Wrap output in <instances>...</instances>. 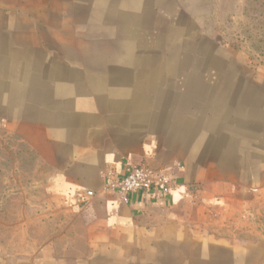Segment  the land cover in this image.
Instances as JSON below:
<instances>
[{"label":"crops","instance_id":"crops-1","mask_svg":"<svg viewBox=\"0 0 264 264\" xmlns=\"http://www.w3.org/2000/svg\"><path fill=\"white\" fill-rule=\"evenodd\" d=\"M189 20L177 0H0V129L45 166L49 211L0 264H264L219 219L264 188V77ZM127 163L176 187L124 201L104 172Z\"/></svg>","mask_w":264,"mask_h":264},{"label":"rangeland","instance_id":"rangeland-1","mask_svg":"<svg viewBox=\"0 0 264 264\" xmlns=\"http://www.w3.org/2000/svg\"><path fill=\"white\" fill-rule=\"evenodd\" d=\"M177 1L186 19L236 60L234 71L264 77V0ZM46 176L37 155L0 129V246L7 253L32 254L46 234ZM219 219L222 231L241 241L264 238V188L239 195Z\"/></svg>","mask_w":264,"mask_h":264},{"label":"built area","instance_id":"built-area-1","mask_svg":"<svg viewBox=\"0 0 264 264\" xmlns=\"http://www.w3.org/2000/svg\"><path fill=\"white\" fill-rule=\"evenodd\" d=\"M104 177L107 189L118 192L124 201L129 195L138 192H149L156 197L160 194H168L176 187L175 181L130 163L126 164L123 174L114 176L111 172L105 171Z\"/></svg>","mask_w":264,"mask_h":264},{"label":"trees","instance_id":"trees-1","mask_svg":"<svg viewBox=\"0 0 264 264\" xmlns=\"http://www.w3.org/2000/svg\"><path fill=\"white\" fill-rule=\"evenodd\" d=\"M263 6V5H262Z\"/></svg>","mask_w":264,"mask_h":264}]
</instances>
